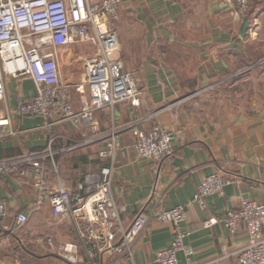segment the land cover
<instances>
[{"label":"crops","instance_id":"0c3cea01","mask_svg":"<svg viewBox=\"0 0 264 264\" xmlns=\"http://www.w3.org/2000/svg\"><path fill=\"white\" fill-rule=\"evenodd\" d=\"M246 14L250 26L242 36L243 16L237 19L221 0H123L119 54L144 87L141 103L122 101L99 109L96 132L69 120L54 123L53 116L20 114L19 103L35 94L34 81L5 76L0 113L10 114V127L17 133L2 140V155L17 157L51 147L58 171L50 157L45 167L53 185L59 177L71 192L83 191L89 178L112 163L99 151L107 147L109 125H116L112 191L124 206L123 224L130 226L140 212L152 217L134 242L132 259L110 251L103 241L91 244L99 264H158L156 252L172 243L174 223L154 214L179 203L187 205L181 227L193 249L190 258L178 252L181 264H242L236 252L249 234L245 225L232 232L223 217L245 198L264 201V0H251ZM58 50L62 66L69 62L71 76L93 46L77 43ZM88 98L87 87H72L76 108ZM156 123L173 131L171 152L159 163L138 157L133 147L135 129ZM216 171L235 180L222 193L206 196L202 208L194 195L203 177ZM38 177L30 164L0 174V202L5 205L0 259L4 264H73L39 240L50 235L56 242H79L71 220L56 216L47 191L35 185ZM19 212L29 216L23 224L17 220ZM211 216L218 221L206 226ZM85 251L79 244L87 261Z\"/></svg>","mask_w":264,"mask_h":264},{"label":"built area","instance_id":"2783aa9c","mask_svg":"<svg viewBox=\"0 0 264 264\" xmlns=\"http://www.w3.org/2000/svg\"><path fill=\"white\" fill-rule=\"evenodd\" d=\"M250 2L221 0L237 19L248 12ZM122 3L123 0H0V100L5 94L6 75L30 77L35 84V94L19 103L17 111L20 114L39 115L45 119L53 116L54 123L69 120L76 126L89 127L93 132L99 130L96 120L99 109L112 108L122 101L139 105L144 87L119 54L117 24ZM77 43H90L93 52L81 57L77 70L67 77L58 59V49H67ZM72 87L81 91L88 89L89 98L82 108H76L73 103ZM10 126V114L0 113V144L4 138L17 133ZM116 131V125L111 122L107 130V147L99 151L100 157L111 159L112 163L104 164L89 178L83 191L77 193L71 192L59 177L56 185L50 183L46 158H51L58 171L55 151L51 147L48 151L28 152L17 157L3 156L0 147V174L13 173L30 164L40 174L35 185L47 191L53 213L68 217L73 223L79 242H56L50 235L39 237L73 264H99L91 250V244L98 240L110 251L132 259L134 242L152 217L140 212L130 226L123 224L124 206L112 191L113 161L118 152ZM134 133L133 147L138 157L159 163L170 154L171 129L156 123L149 128L137 127ZM234 180L233 176L219 171L204 176L194 201L205 208L206 196L222 193ZM4 213L5 205L0 202V215ZM187 213V205L183 203L155 212L157 219L174 223L172 243L156 252L158 264H181L179 251L188 258L192 255L193 249L185 242L186 232L181 227ZM28 219L24 212L17 215L19 223ZM223 220L232 232L245 225L249 234L248 242L236 252L238 261L264 264V201L245 198L241 204L227 209ZM217 221L211 216L204 224L210 226ZM79 244L86 250L87 261L79 252ZM0 264H4L1 259Z\"/></svg>","mask_w":264,"mask_h":264},{"label":"water","instance_id":"95a60500","mask_svg":"<svg viewBox=\"0 0 264 264\" xmlns=\"http://www.w3.org/2000/svg\"><path fill=\"white\" fill-rule=\"evenodd\" d=\"M249 26H250V19H249V16L247 14H245V15H243L242 24L240 27V34L242 36L246 35ZM18 264H26V263L22 262V263H18Z\"/></svg>","mask_w":264,"mask_h":264},{"label":"rangeland","instance_id":"374dc122","mask_svg":"<svg viewBox=\"0 0 264 264\" xmlns=\"http://www.w3.org/2000/svg\"><path fill=\"white\" fill-rule=\"evenodd\" d=\"M183 52H184V50H183ZM69 66H70V64H69V62L68 61H66V63L64 64V66H63V72H64V75L65 76H69L70 74V72H69Z\"/></svg>","mask_w":264,"mask_h":264}]
</instances>
